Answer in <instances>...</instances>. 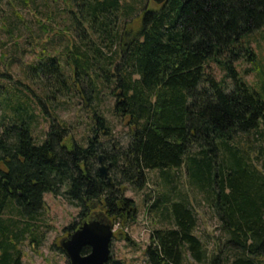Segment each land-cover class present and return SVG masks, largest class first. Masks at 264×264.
<instances>
[{"label": "trees", "instance_id": "obj_1", "mask_svg": "<svg viewBox=\"0 0 264 264\" xmlns=\"http://www.w3.org/2000/svg\"><path fill=\"white\" fill-rule=\"evenodd\" d=\"M69 1L82 42L68 46L67 64L48 52L30 67L51 105L58 93L82 96L91 113L90 134L79 142L68 122L54 117L40 141L34 120L41 112L52 114L41 107L42 96L22 80L0 86V264H23L20 244L27 234L39 242L34 223L20 227L22 219L6 216L8 211L34 220L51 192L80 208V221L64 228L70 236L96 214L113 226L125 225L138 211L125 195L128 188H144L148 170L159 169L168 181L170 171L182 166L191 184L212 200L230 235L227 242L240 249L231 264H264V177L234 144L237 132L259 131L264 121V95L237 66L240 60L252 64L248 74L259 64L246 36L264 27V0H168L156 6L149 0ZM94 36L108 40L106 50L90 47ZM211 62L226 71L223 78L210 71ZM261 76L264 81V70ZM103 94L114 99L112 109L128 127L129 139L118 149L111 144V121L99 107ZM100 154L112 163L111 183L99 175ZM152 208L162 209L170 226L152 230L148 264H186V251L197 262L206 260L196 233L198 214L186 199L167 195ZM223 250L211 264H221ZM89 252L88 246L82 250ZM107 264L124 263L110 255Z\"/></svg>", "mask_w": 264, "mask_h": 264}, {"label": "rangeland", "instance_id": "obj_2", "mask_svg": "<svg viewBox=\"0 0 264 264\" xmlns=\"http://www.w3.org/2000/svg\"><path fill=\"white\" fill-rule=\"evenodd\" d=\"M137 1L141 0H123V3ZM149 3L152 6L157 4L154 0H149ZM73 9L69 0H0V74H5L0 78V86L12 88L15 80H22L31 84L42 96V103L46 104H42L41 107L48 108L52 114L39 111V116L34 120L33 131L40 141L46 138L54 117L66 120L70 127L69 133L79 142H84L83 139L90 134L91 113L85 106L82 96L77 92H70L66 95L58 93V99H51L53 104L51 105L44 96L40 77L32 76L33 70L30 67L31 63L48 52L57 55L63 64H67L68 46L73 41L82 42V37H78L77 30L75 31L71 12ZM77 10H79L78 6L75 7V11ZM75 17L80 22V13H76ZM69 36H72V41ZM246 39L250 40L257 52L259 64L253 66V70L248 74H245V70L249 69L252 64L240 60L237 66L245 79L260 94L264 95V81L261 76V70H264V27L246 36ZM106 42L108 40L102 43L94 36L90 47L94 49L100 45L106 50ZM210 71L218 79L226 75V71L216 62H211ZM227 83H230L229 79ZM2 92L5 93L4 88H0V96ZM102 97L103 100L99 103V107L111 121L113 126L111 144L114 149H118L129 139L128 127L114 113L112 109L114 99L107 94H103ZM3 104L0 105V121L4 115ZM234 144L246 152L248 161L257 173L264 177V121L259 131L237 132ZM108 162L104 160L106 165ZM96 166L97 168L100 166L98 158ZM170 173V179L164 181L159 169L148 170L146 173L148 182L144 188L137 189L130 186L126 191V197L136 201L137 217L125 225L118 222L114 226L115 232L111 243L113 259L120 260L124 264H148L145 248L149 244L152 230L170 226L164 211L153 209L152 205L159 198L163 199L168 195L171 200L186 199L198 214L196 233L202 239L208 257L205 261L197 262L186 251V264H211V257L218 254L222 246L224 250L221 264H231L240 249L233 243L227 242L230 235L222 227L212 200L204 191L191 184L186 166L172 169ZM109 176L112 177L110 169ZM44 199L46 205L34 220L20 217L9 211L6 215L21 218L20 227L26 223L23 221H31L34 223L35 233L38 234L39 242L32 241L30 234H27L21 241L23 264H70L67 254L57 246H61L63 239L70 237L64 228L74 220L80 221L78 217L80 208L69 203L64 197L54 196L51 192H46ZM120 230L124 234L119 233ZM126 234L130 240L126 239Z\"/></svg>", "mask_w": 264, "mask_h": 264}, {"label": "water", "instance_id": "obj_3", "mask_svg": "<svg viewBox=\"0 0 264 264\" xmlns=\"http://www.w3.org/2000/svg\"><path fill=\"white\" fill-rule=\"evenodd\" d=\"M162 5L168 0H154ZM98 172L101 178L109 183V169L112 163H104V155H99ZM114 226L96 214L94 217L84 220L79 228L68 238L61 241V246L67 254L70 264H107L111 255V243L114 237ZM90 247V252L83 254L84 247Z\"/></svg>", "mask_w": 264, "mask_h": 264}, {"label": "flooded vegetation", "instance_id": "obj_4", "mask_svg": "<svg viewBox=\"0 0 264 264\" xmlns=\"http://www.w3.org/2000/svg\"><path fill=\"white\" fill-rule=\"evenodd\" d=\"M94 217V216H93Z\"/></svg>", "mask_w": 264, "mask_h": 264}]
</instances>
